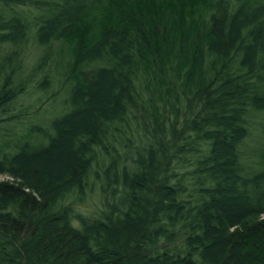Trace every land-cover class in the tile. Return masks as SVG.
Returning a JSON list of instances; mask_svg holds the SVG:
<instances>
[{
	"label": "trees",
	"instance_id": "trees-1",
	"mask_svg": "<svg viewBox=\"0 0 264 264\" xmlns=\"http://www.w3.org/2000/svg\"><path fill=\"white\" fill-rule=\"evenodd\" d=\"M0 264H264V0H0Z\"/></svg>",
	"mask_w": 264,
	"mask_h": 264
},
{
	"label": "rangeland",
	"instance_id": "rangeland-1",
	"mask_svg": "<svg viewBox=\"0 0 264 264\" xmlns=\"http://www.w3.org/2000/svg\"><path fill=\"white\" fill-rule=\"evenodd\" d=\"M69 46L66 42H63L61 44L55 45L53 48V52L51 56L48 59V63L50 64L51 69V75H55L57 78L60 77L59 72L64 71L63 69L68 67V63L70 62V54H69ZM23 56V74L30 75L32 70L34 69V65L36 64L38 58L40 57V51L37 49V46L35 45L34 41L31 40L28 45L25 47L24 52L22 53ZM49 69V68H48ZM40 79V75H38L35 80L38 81ZM57 80V79H56ZM58 90V88H57ZM39 98L38 93H31V95L26 96L25 102L26 104H32L36 102ZM61 110V105L58 108V111ZM257 138H260L258 135ZM255 137V140L257 139ZM258 141V142H257ZM261 144L260 139L256 140L254 144H249V147L258 148ZM98 191H99V185L96 184L93 186V189L91 190L90 194L86 198V201H84L82 205L83 211H92L94 208L98 207Z\"/></svg>",
	"mask_w": 264,
	"mask_h": 264
},
{
	"label": "bare ground",
	"instance_id": "bare-ground-1",
	"mask_svg": "<svg viewBox=\"0 0 264 264\" xmlns=\"http://www.w3.org/2000/svg\"><path fill=\"white\" fill-rule=\"evenodd\" d=\"M3 178V177H2ZM6 180V179H5ZM10 180V179H9Z\"/></svg>",
	"mask_w": 264,
	"mask_h": 264
}]
</instances>
